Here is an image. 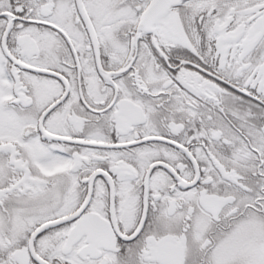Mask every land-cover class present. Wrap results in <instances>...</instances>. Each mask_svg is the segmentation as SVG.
Wrapping results in <instances>:
<instances>
[{
	"label": "snow or ice",
	"instance_id": "6c2138e0",
	"mask_svg": "<svg viewBox=\"0 0 264 264\" xmlns=\"http://www.w3.org/2000/svg\"><path fill=\"white\" fill-rule=\"evenodd\" d=\"M0 264H264V0H0Z\"/></svg>",
	"mask_w": 264,
	"mask_h": 264
}]
</instances>
